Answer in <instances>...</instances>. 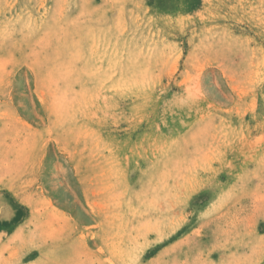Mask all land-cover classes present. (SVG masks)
<instances>
[{
	"label": "rangeland",
	"instance_id": "rangeland-1",
	"mask_svg": "<svg viewBox=\"0 0 264 264\" xmlns=\"http://www.w3.org/2000/svg\"><path fill=\"white\" fill-rule=\"evenodd\" d=\"M0 264H264V0H0Z\"/></svg>",
	"mask_w": 264,
	"mask_h": 264
}]
</instances>
